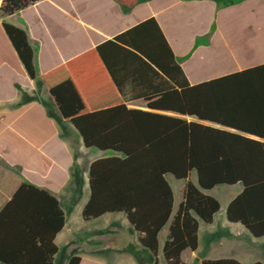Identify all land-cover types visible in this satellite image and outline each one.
<instances>
[{"label": "trees", "instance_id": "16d2710c", "mask_svg": "<svg viewBox=\"0 0 264 264\" xmlns=\"http://www.w3.org/2000/svg\"><path fill=\"white\" fill-rule=\"evenodd\" d=\"M41 1L1 0L0 25L27 77L45 88L62 127L70 126L63 133L72 130L84 148L112 153L88 166L81 218L123 214L139 245L156 258L158 234L173 208L172 176L185 185L162 247L165 264H184L182 252L197 249L199 222L211 224L220 208L206 194L216 186L241 185L225 220L264 237V63L190 85L151 17L38 74L27 31L7 19ZM126 86L145 109L126 105ZM83 183V170L73 163L65 192L80 195ZM64 225L53 194L21 184L0 210V264H54ZM79 263L76 254L65 262Z\"/></svg>", "mask_w": 264, "mask_h": 264}, {"label": "crops", "instance_id": "0c3cea01", "mask_svg": "<svg viewBox=\"0 0 264 264\" xmlns=\"http://www.w3.org/2000/svg\"><path fill=\"white\" fill-rule=\"evenodd\" d=\"M220 1L106 0L109 8L107 17L110 22L102 27L99 24L84 22L78 16V1L76 0L74 4H70V13L76 24L80 23L83 28L90 32L86 37L87 43L82 47L71 50L60 62L41 71L40 74L151 17L156 20L175 56L176 62L181 67L190 85L249 68L248 66H238L232 70L229 66L223 69V65H229L233 59L237 61V57L227 43H225L226 46H220L215 41L213 26L209 29L196 30L186 37L184 43H181L180 35L170 27L162 14L151 10L147 14L136 16L145 10L144 7L151 8L157 2H168L171 5L183 2L197 4L204 2L215 10H222L231 5L221 4ZM27 8L15 15L22 14ZM58 8L66 11L62 7L58 6ZM116 8L121 13V16L117 19H115V14H112V11ZM72 11H75V13L72 14ZM19 28L25 29L24 26ZM27 33L32 45L35 47V56L38 57L41 40L36 38L31 31ZM58 52H61L60 48H58ZM262 63H264V60L249 66L252 67ZM30 97L34 100L27 101L26 98ZM125 101L129 108L145 109L141 100L130 97L128 86L125 88ZM50 104V98L45 88L36 86L27 77L3 30H0V210L23 183L47 190L59 202H61L63 196L77 197L76 206L80 207L79 216L66 219L65 215V225L55 238V244L59 249L55 259L59 257L61 247L70 246V249L76 250V255L80 257L79 264H165L162 258V247L168 233V225L174 215L173 212L166 226L158 234L156 258L152 257L149 252L139 245L137 233L129 226L123 214L109 213L90 221H84L81 218V210L89 197L88 166L97 159L111 155L99 151L90 156V149L82 146L74 131L63 133L62 123L58 120L55 112L50 109ZM73 163L79 167L85 166L83 169L84 183L80 195H78L79 193L65 192ZM184 185L185 181L182 190ZM201 223L199 222L198 226L197 249L193 252L185 250L181 254V260L184 264H201L202 260L207 259L205 256L200 255L201 243L205 241V236L211 237L217 232H214L210 227L208 230L203 229ZM211 224L206 225L211 226ZM228 224L225 226L226 229L229 228ZM210 240L211 238L207 241ZM70 255L72 254L66 256L64 262ZM226 258L235 259L242 264V259L236 253L229 254ZM254 262L259 261L248 263L252 264Z\"/></svg>", "mask_w": 264, "mask_h": 264}, {"label": "rangeland", "instance_id": "374dc122", "mask_svg": "<svg viewBox=\"0 0 264 264\" xmlns=\"http://www.w3.org/2000/svg\"><path fill=\"white\" fill-rule=\"evenodd\" d=\"M77 1L78 16L84 22L99 24L102 27L110 22L107 17L109 8L106 0ZM235 1L236 3H234ZM74 2L76 0L43 1L27 8L22 14L7 19V22L17 27L24 26L27 32L31 31L36 38L41 40L39 55L35 56L38 74L60 62L71 50L87 43L86 37L90 32L80 23L76 24L70 13V4H74ZM223 2L231 3V5L222 10H215L204 2L199 4L183 2L173 5L168 2H157L151 8L144 7L145 10L136 16L147 14L151 10L162 14L164 20L180 35L181 43H184L186 37L196 30L209 29L213 26L215 41L220 46H226L225 43H227L237 57V61L233 59L229 65H223V69L229 66L232 70L238 66L250 67L260 60H264V0H223ZM57 5L66 9L67 12L59 9ZM115 10L112 11V14H115V19H117L121 13L119 9ZM74 13L75 11H72V14ZM0 30L2 31L1 25ZM58 48L61 52H58ZM63 127L71 129L66 123L63 124ZM98 152L96 149H90L89 155L92 156ZM105 153L112 155L111 152ZM80 168L83 170L85 166ZM167 178L173 192L172 212L174 214L182 199L184 181L176 180L172 176H167ZM189 179L197 186L195 172L190 174ZM240 189V184L220 185L206 192L218 201L220 208L215 214L211 226L200 224L205 230L212 228L214 232H217L211 237L205 236V241L201 243L200 255L207 259H217L226 258L229 254L236 253L242 259V264H249L252 261L264 263V237L253 238L239 225L228 224L225 220V208ZM76 202L77 197L63 196L60 204L66 219L79 216L80 207L76 206ZM227 224L229 228L226 229ZM206 237L207 240L209 238L211 240L207 241ZM69 254H76V250H71L70 246L61 247L59 257L54 260V264H65L64 260Z\"/></svg>", "mask_w": 264, "mask_h": 264}, {"label": "water", "instance_id": "95a60500", "mask_svg": "<svg viewBox=\"0 0 264 264\" xmlns=\"http://www.w3.org/2000/svg\"><path fill=\"white\" fill-rule=\"evenodd\" d=\"M197 187L199 188V185H198V183H197Z\"/></svg>", "mask_w": 264, "mask_h": 264}]
</instances>
